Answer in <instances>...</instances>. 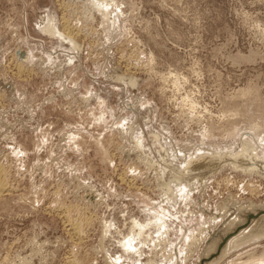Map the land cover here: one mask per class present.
<instances>
[{
  "label": "rangeland",
  "instance_id": "1",
  "mask_svg": "<svg viewBox=\"0 0 264 264\" xmlns=\"http://www.w3.org/2000/svg\"><path fill=\"white\" fill-rule=\"evenodd\" d=\"M0 188V264H198L264 206V0H0Z\"/></svg>",
  "mask_w": 264,
  "mask_h": 264
},
{
  "label": "water",
  "instance_id": "2",
  "mask_svg": "<svg viewBox=\"0 0 264 264\" xmlns=\"http://www.w3.org/2000/svg\"><path fill=\"white\" fill-rule=\"evenodd\" d=\"M71 1L83 2L84 3V0H71ZM89 16L91 17L92 14L89 15ZM46 35H48V33H46ZM61 40L63 42H65L66 44H68L70 46L71 50H73L75 53L76 52H81L83 46H82V44L80 42H78V41H76V42L69 41L66 38L65 39H61ZM73 43L77 45L75 47L77 50L72 46ZM115 71H116V69H115ZM117 74H122V73L119 72ZM127 77L128 76H123V80L128 82ZM130 87L131 88H135L137 86H130ZM243 141H245V140H243ZM220 203H225L226 204V212H225L226 214L224 215L225 221H224V219L219 221L221 217H219V216L217 217L216 216V215H219V214L216 213L215 209H211L208 212V213L213 214L212 216L215 215L217 217L216 221H219V222H217L218 224L215 225L216 228L214 227L212 229V231H210V234H209L210 236H209V238L207 240L208 242L205 241V243L206 242L207 243L202 247V249H201V251L199 253L200 257H201V259L199 260L200 264H204L206 261H211L214 258H218L219 254H220V251L224 248V246L226 245L227 241H229V239L232 236H235L238 233V231H240V230H242L244 228H247V229L252 228L254 224H252L251 221L264 215V208H256V209L254 208L255 210H253V209L251 210V208H249V206L253 205V204H251V203L247 204V202H245V201L241 202L240 205H237V202L235 200H233V199L230 200V198L226 197ZM218 205H217L216 210L218 209ZM253 206H256V205H253ZM220 213H222V212H220ZM207 219H208V217H207ZM212 244L217 245L216 246V250L214 251V253L212 252L213 254H209V255H207L205 257L206 250L208 248H210V246ZM201 254H204V255H201Z\"/></svg>",
  "mask_w": 264,
  "mask_h": 264
},
{
  "label": "bare ground",
  "instance_id": "3",
  "mask_svg": "<svg viewBox=\"0 0 264 264\" xmlns=\"http://www.w3.org/2000/svg\"><path fill=\"white\" fill-rule=\"evenodd\" d=\"M63 2V1H62ZM108 2V1H107ZM100 6V5H99ZM59 7V6H58ZM101 7V6H100ZM63 17V16H62ZM65 24V23H64ZM68 25V24H67ZM63 28L65 29V31H66V35H68L70 38H72V37H74V36H76L75 35V33L74 32H72L71 30H69L68 28H66V27H64L63 26ZM54 30V29H53ZM53 30H52V28L50 29V35H52L53 34ZM55 31V30H54ZM18 55H19V58L21 59L20 61H22V62H25L26 60H28V58H27V56H25L24 55V53L23 52H18ZM20 64V63H19ZM17 68V67H16ZM25 72V71H24ZM256 128V127H255ZM216 161V160H215ZM214 160H210V159H206V158H201L200 159V161H198L197 162V166L198 165H207V164H209L210 162H215ZM2 185V184H1ZM5 186V185H4ZM0 190H2V188H0ZM0 192H3V191H0ZM255 209L256 208H260V206L259 207H254ZM262 208H264V206L262 207ZM251 223L252 224H254L253 225V227L252 228H250V229H247V228H244V229H242V230H240V231H238V233L235 235V236H232L230 239H229V241H227V243H226V245L224 246V248L220 251V254H219V256H218V258H214L213 260H211V261H206L204 264H215V262H217L218 260L220 261L222 258H224V256H225V254H226V251H225V249H226V247L229 245V244H231V243H236L237 241H239L240 239H243V240H245V242H247V240H250L251 238H254L255 236L257 237V235H261V234H264V215L263 216H260L259 218H257V219H254V220H252L251 221ZM74 230H79L78 228H77V226L75 225L74 227ZM246 229V231H244V232H242L243 230H245ZM74 230H72V231H74ZM253 230V231H252ZM75 232V231H74ZM256 233H258V234H256ZM210 234V233H209ZM73 235V234H72ZM210 236V235H209ZM73 237V236H72ZM208 240V239H207ZM243 240H241L242 242H243ZM240 241V243H242ZM208 242V241H207ZM206 242V243H207ZM236 244H239V243H236ZM216 246L217 245H214V244H212L211 245V252H209V254H213L214 253V251L216 250ZM213 252V253H212ZM209 254H207V255H209ZM206 255V256H207ZM205 256V257H206ZM251 257V256H250ZM260 257H262V256H260ZM201 259V258H200ZM199 259V260H200ZM198 264H200V261L198 262Z\"/></svg>",
  "mask_w": 264,
  "mask_h": 264
}]
</instances>
